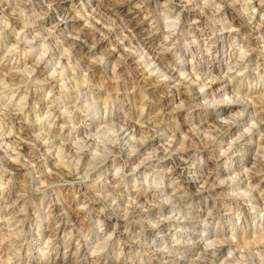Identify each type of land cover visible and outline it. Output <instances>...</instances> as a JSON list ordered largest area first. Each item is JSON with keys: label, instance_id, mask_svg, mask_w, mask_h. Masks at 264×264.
Returning <instances> with one entry per match:
<instances>
[{"label": "rangeland", "instance_id": "374dc122", "mask_svg": "<svg viewBox=\"0 0 264 264\" xmlns=\"http://www.w3.org/2000/svg\"><path fill=\"white\" fill-rule=\"evenodd\" d=\"M19 1L0 8V264H264V0Z\"/></svg>", "mask_w": 264, "mask_h": 264}, {"label": "bare ground", "instance_id": "6f19581e", "mask_svg": "<svg viewBox=\"0 0 264 264\" xmlns=\"http://www.w3.org/2000/svg\"><path fill=\"white\" fill-rule=\"evenodd\" d=\"M16 1H18V0H16ZM21 1V0H20ZM20 1H19V3H16V6H18V9L17 8H12V11H14V12H16L15 10H18V11H20V13L21 12H24V10H25V8H26V5L25 4H23V3H20ZM41 1V0H40ZM21 4V5H20ZM36 4H39V2H37ZM1 7H3V5L1 4V0H0V8ZM19 7H20V9L21 10H19ZM17 11V12H18ZM8 14H10V13H8ZM17 13H15L14 14V18H7V20H6V22H8V21H13V20H15L16 19V17H17V15H16ZM22 14V13H21ZM13 15V14H12ZM96 33H95V31L93 30V31H91V30H85V31H83L80 35H79V39L77 38V37H75L72 41H70V47H68V52L69 53H72V52H78V50H80V49H83V48H87V47H89V44L90 43H92L94 40H95V38H96V35H95ZM65 53V52H64ZM148 54H150V53H148ZM154 57V56H153ZM7 58V57H6ZM152 63L153 64H157L156 66L158 67V69H160V68H162L163 66H165L164 67V69H165V71H167L168 70V66H166L167 65V61L165 60V59H163L162 57H160V56H157L156 58H152ZM83 63V62H82ZM81 65V64H80ZM87 67V66H86ZM91 67V66H90ZM15 68V67H14ZM88 68V67H87ZM92 68V67H91ZM16 69V68H15ZM163 69V70H164ZM87 71V70H86ZM170 73H172V70H169V74ZM10 74V73H9ZM164 75H165V73H163ZM7 76H9V75H7ZM12 76L14 77V78H17L18 76L16 75V74H11V76H9V81H13L14 79H12ZM169 76V75H168ZM168 76H166V77H168ZM8 78V77H7ZM3 80V79H2ZM1 80V81H2ZM48 80V79H47ZM180 81V80H179ZM10 83V82H9ZM5 85V87H2L3 89L4 88H6L7 87V89H8V87H12V86H15V84H12V83H10V84H8V83H5L4 84ZM1 89V88H0ZM34 94V93H33ZM13 96V95H12ZM1 101V100H0ZM127 124V123H126ZM124 125V124H123ZM219 125V124H218ZM221 126V125H220ZM219 126V127H220ZM123 127V126H122ZM140 126H138V125H134V124H131V125H125L124 127H123V129H122V133H121V141H124V140H127V138L129 137V136H131L132 138L135 136V133H137V131H139V128ZM262 132H264V130H262ZM259 133H260V131H259ZM43 136V135H42ZM47 136V135H46ZM120 136V135H119ZM127 143L129 142V140L128 141H126ZM169 142V141H168ZM261 143H263L264 144V140L263 141H261ZM35 144V143H34ZM36 144H38L37 143V141H36ZM41 144V143H40ZM40 144H38V145H40ZM262 145V144H261ZM117 146V145H116ZM18 150H19V152H17V158H18V156H24V157H27V156H30V157H32V156H34V151L32 150V148H30V146L28 147L27 145H23L22 143H20V144H18ZM173 147H174V143H172V142H170L165 148H163L162 150H161V152H162V155L163 156H170L173 152H176V155L179 157V156H182L181 154H183L184 153V149L182 150V148H180V149H175V150H173ZM36 149H39V151H41V149H42V147L41 146H37V148ZM66 149V148H65ZM45 151V150H44ZM66 151V150H65ZM71 152V151H70ZM82 153V152H81ZM84 153V152H83ZM81 155V154H80ZM173 155V154H172ZM184 155V154H183ZM3 156H5V155H3ZM9 156H14V155H12V154H10ZM8 156V157H9ZM180 158V157H179ZM182 159V158H181ZM177 160H178V158H177ZM182 161V160H181ZM180 161V162H181ZM8 162V161H7ZM179 162V161H178ZM5 163V162H4ZM257 163H261V161L260 162H257ZM59 169V168H58ZM58 172V171H57ZM62 173V172H61ZM60 176H62L61 174H59ZM58 175V176H59ZM57 176V175H56ZM60 176H59V178H60ZM49 177V176H48ZM47 180H49V179H47ZM247 191V190H246ZM134 201H135V203L136 204H143L142 203V201H141V198L139 199V198H135V199H133ZM131 203H132V201H131ZM136 206V205H135ZM261 244V243H260ZM263 244V243H262ZM259 246V245H258ZM260 247V246H259ZM264 247V246H263ZM261 249H264V248H262V246L260 247ZM259 248V249H260ZM260 249V250H261ZM259 250V251H260ZM262 251V250H261ZM262 253V252H261ZM220 254H221V252H220V250H216L215 248L213 249V248H210V249H208V250H206V251H204L203 253H202V258H201V260H202V262H204V264L206 263V262H208L209 264H213L214 262H215V260L216 259H218V257L220 256ZM262 255V254H261ZM99 259L100 258H97L95 261L96 262H98L99 261ZM230 263H232V262H230Z\"/></svg>", "mask_w": 264, "mask_h": 264}]
</instances>
